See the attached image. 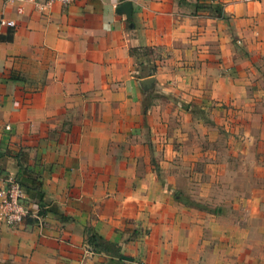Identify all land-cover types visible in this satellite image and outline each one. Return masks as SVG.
I'll return each instance as SVG.
<instances>
[{
    "label": "crops",
    "instance_id": "crops-1",
    "mask_svg": "<svg viewBox=\"0 0 264 264\" xmlns=\"http://www.w3.org/2000/svg\"><path fill=\"white\" fill-rule=\"evenodd\" d=\"M0 18V186L33 213L0 223V264H264V184L232 219L173 197L219 188L175 171L189 125L264 160V0H0Z\"/></svg>",
    "mask_w": 264,
    "mask_h": 264
},
{
    "label": "rangeland",
    "instance_id": "rangeland-1",
    "mask_svg": "<svg viewBox=\"0 0 264 264\" xmlns=\"http://www.w3.org/2000/svg\"><path fill=\"white\" fill-rule=\"evenodd\" d=\"M207 127V125L204 126L203 130H206ZM185 131L186 136L191 138L187 141L185 140V142H187V146L185 145L181 149H176L178 154L175 153L173 157V161H175L176 164L175 171L180 173L181 170L186 171L191 168H199V170L204 169L206 174H210L214 168L218 171L219 176L216 179V185H218L219 188L216 186V188L212 191L211 186L208 187V190L202 193V197L200 194L195 192L186 194L181 191L177 194V197L175 196L176 194H174L173 197L177 200H182L183 197L188 198L189 200H192L194 204L201 205L202 208H199L198 211H203L206 216H210L208 218L217 216V211H223L224 216L222 218L224 219L229 217L232 219L237 216L239 212L243 215L245 211H243V209L239 206L238 202H240L245 195H252L254 197L257 195L259 196V193L253 191V193H246L244 195L243 192H241L242 189H240L241 184H243V182H245L246 186L251 184L253 189H256V187L261 184H264L262 171L264 168V160L261 156L262 145L259 144L260 140H234V143L230 147L227 145V140H220L218 145L211 148L212 141L210 139L206 138V140H202L204 144L202 143L201 146L198 145L199 140L192 139L196 133L194 126L189 125ZM222 132H224V130H222ZM210 136L211 135H209V137ZM178 145L180 146L179 143ZM175 148L179 147L175 146L174 149ZM212 150L216 151V153L213 154L217 156L219 155L218 161L217 157L215 162H209L206 160L201 162V160L192 159L202 153L206 156V158L211 159L210 154L212 153ZM183 155H188L187 157L190 159H183ZM228 173H230V175L233 174V176L229 177ZM211 178L212 176L210 175H203L200 177V180L205 181L206 184H211L214 183ZM231 185H234L237 188L235 189V193L225 191L226 186ZM198 196L199 199L202 200V203L196 201ZM227 200L229 201L226 202ZM234 202L238 206L235 209H232ZM246 264H260V262L252 259L251 262H246Z\"/></svg>",
    "mask_w": 264,
    "mask_h": 264
},
{
    "label": "built area",
    "instance_id": "built-area-1",
    "mask_svg": "<svg viewBox=\"0 0 264 264\" xmlns=\"http://www.w3.org/2000/svg\"><path fill=\"white\" fill-rule=\"evenodd\" d=\"M16 4V12L22 11L25 3H30L35 9L43 10L52 3L62 6L68 5L72 0H6ZM0 25L11 27L13 20L0 18ZM0 186V223L6 226H13L21 222L24 218L33 215L30 209L23 203V188L21 184L12 176H7Z\"/></svg>",
    "mask_w": 264,
    "mask_h": 264
},
{
    "label": "trees",
    "instance_id": "trees-1",
    "mask_svg": "<svg viewBox=\"0 0 264 264\" xmlns=\"http://www.w3.org/2000/svg\"><path fill=\"white\" fill-rule=\"evenodd\" d=\"M91 240L94 242L96 240V238L94 236H91Z\"/></svg>",
    "mask_w": 264,
    "mask_h": 264
}]
</instances>
